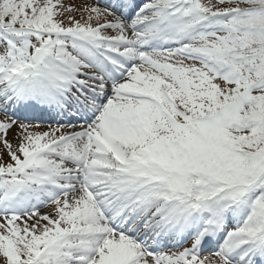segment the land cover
<instances>
[{
	"label": "snow or ice",
	"instance_id": "6c2138e0",
	"mask_svg": "<svg viewBox=\"0 0 264 264\" xmlns=\"http://www.w3.org/2000/svg\"><path fill=\"white\" fill-rule=\"evenodd\" d=\"M0 264H264V0H0Z\"/></svg>",
	"mask_w": 264,
	"mask_h": 264
},
{
	"label": "rangeland",
	"instance_id": "374dc122",
	"mask_svg": "<svg viewBox=\"0 0 264 264\" xmlns=\"http://www.w3.org/2000/svg\"><path fill=\"white\" fill-rule=\"evenodd\" d=\"M76 2H78V0H76ZM47 208L41 209V211H47Z\"/></svg>",
	"mask_w": 264,
	"mask_h": 264
}]
</instances>
